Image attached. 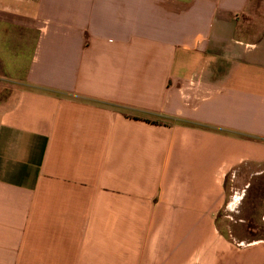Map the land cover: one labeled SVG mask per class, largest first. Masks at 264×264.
I'll return each instance as SVG.
<instances>
[{
  "label": "crops",
  "instance_id": "0c3cea01",
  "mask_svg": "<svg viewBox=\"0 0 264 264\" xmlns=\"http://www.w3.org/2000/svg\"><path fill=\"white\" fill-rule=\"evenodd\" d=\"M256 1L0 0V264H264L219 225L264 164Z\"/></svg>",
  "mask_w": 264,
  "mask_h": 264
},
{
  "label": "rangeland",
  "instance_id": "374dc122",
  "mask_svg": "<svg viewBox=\"0 0 264 264\" xmlns=\"http://www.w3.org/2000/svg\"><path fill=\"white\" fill-rule=\"evenodd\" d=\"M259 9L255 6L254 16L243 21L244 28L253 36L258 34L264 26V0ZM234 176L225 180L226 197L234 192V202L220 210L219 225L242 241L253 239L264 240V164H246ZM229 198H226V200Z\"/></svg>",
  "mask_w": 264,
  "mask_h": 264
}]
</instances>
